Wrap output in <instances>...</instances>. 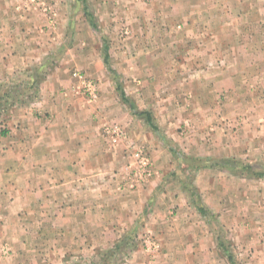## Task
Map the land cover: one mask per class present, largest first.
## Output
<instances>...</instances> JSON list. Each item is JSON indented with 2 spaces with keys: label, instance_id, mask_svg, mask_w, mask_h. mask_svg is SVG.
<instances>
[{
  "label": "rangeland",
  "instance_id": "1",
  "mask_svg": "<svg viewBox=\"0 0 264 264\" xmlns=\"http://www.w3.org/2000/svg\"><path fill=\"white\" fill-rule=\"evenodd\" d=\"M5 1L2 9L13 7L21 21L37 16L45 20L46 30L58 25L60 4H64V0ZM65 11L75 16L71 28L76 37L99 45V61L90 62L95 54H79L80 59L68 65L71 81L63 89L54 85L59 75L52 71L62 62L0 61V134L9 135L10 144L18 139L6 121L12 119L13 106L18 104L21 116L30 113L36 119L31 136L37 153L23 157L12 171V153H7V142L2 143L0 136V197L16 195L14 186L22 198L43 197L44 182L60 179L56 177L60 174L48 171L50 158L41 154L48 144L45 122L62 116L72 122L69 126L74 131L83 124L84 112L99 110L101 87H111L120 116L114 117L107 104L94 129L82 126L89 133L86 140L92 142L95 131L106 147L100 146L101 150L123 159L111 177L113 182L106 180L112 189L106 192L120 197L116 205L104 207L111 209L114 221L109 224V213H105L103 224L113 225L115 236L107 228L100 229L102 221H93L90 214L48 221L44 211L50 205L42 203L35 208L41 218H26L20 221L22 230H8L3 255L8 258L12 248L21 246L31 258L46 257L36 264L61 260L60 264H135L131 257L138 254L139 258L136 249L141 248L154 259L161 252L155 247L160 243L154 217L164 213L163 206L151 205L128 227V174L136 189L146 183L149 177L139 178L137 172L142 166L139 154H144L153 170L152 156L161 170L168 163L173 166L172 177L182 184L184 197L218 228L220 240L228 246L230 264H240L241 254L232 247V225L240 216L264 210V175L258 174L264 172V0H69ZM88 82L97 88L95 98L84 87ZM157 99H163L160 109L152 103ZM53 102L59 106L55 114L50 111ZM125 118L128 130L122 123ZM57 122L51 128L60 132ZM114 125L123 128L117 140L113 139L117 135L106 133ZM130 155L134 163H128ZM115 158L105 162L101 158L100 167L115 166ZM54 163L60 165V158ZM30 183L36 188H29ZM174 185L173 191L181 190ZM2 205L6 211L11 206ZM32 207L21 205L26 213L33 212ZM98 223L99 228L92 230ZM60 248L62 253L55 252Z\"/></svg>",
  "mask_w": 264,
  "mask_h": 264
},
{
  "label": "crops",
  "instance_id": "2",
  "mask_svg": "<svg viewBox=\"0 0 264 264\" xmlns=\"http://www.w3.org/2000/svg\"><path fill=\"white\" fill-rule=\"evenodd\" d=\"M1 3L2 0H0ZM68 4L69 0H64V4H60L58 25L53 30H50L51 26L49 30H46L45 20H41L37 16L21 21L17 18L18 14L13 7L7 10L2 9L0 6V61L53 60L62 62L61 65H54V69L52 70L55 76H57L56 73L59 75L54 85L57 88L58 85H62L63 87L60 89L66 87L69 81H71L67 68L69 63L76 62L77 58L78 60L80 59L79 54H93V56L95 54L96 58L90 62L99 61V45H95L96 42L93 41L91 45L88 42L81 41V39L76 37L77 33L71 28L75 16L70 11H65ZM12 67L15 69L14 65ZM16 73L18 72L16 71ZM107 89L106 86H102L100 89L101 99L97 104L99 110L94 109L90 113L84 112L83 124L74 128V131L69 126L72 122H65V118L62 116L59 117L57 115L54 119L45 122L46 125L43 128V132L45 141L48 144L41 151V154H45L43 156L50 158L51 164H46L48 171L50 170L51 174H60L59 177L56 175L60 179L52 180L51 178L49 181L44 182L45 195L43 197L34 194V196L22 198L17 186L13 187L14 189H18L16 195L3 199L0 197V264H36L38 260H46L44 255L40 256L38 254V259L31 258L21 246L19 248H12V253L6 258L3 255L5 252L2 246L6 235L8 236V230L12 231L13 229L15 232L23 229L24 226L21 224V220L33 217L37 220L38 217H42L37 212V209H35L38 204L42 203L46 206L50 205L44 211V219L48 221L59 220L62 222L68 219L74 220L73 217L82 218L83 215L86 217L87 214H90V219L93 221H102L100 229H109L110 232L108 234L115 236V227L103 224L105 222V213L112 214L110 208L104 207L106 205H116L120 202V197H115L111 192H106V189L110 188L106 180L108 179L110 183L113 182L111 177L114 171H119L120 166L123 164V159L118 160L112 157V152L105 149L101 150L100 142L102 139L95 131L92 142L86 140V136L89 133H86L85 128L82 126L88 125L94 129L98 117H101V108L104 109L107 104L109 105V112L114 114V117L118 118L120 116L119 106H117L118 104L114 105L115 101L113 99L115 98L111 97L114 89H111V87L109 90ZM107 94H109V101L106 98ZM55 96L57 100L58 95ZM162 100L157 99L156 101H152V103L156 102L160 109ZM52 104L50 111L55 114L56 108L59 106H56L55 102ZM19 107L18 104L13 106L12 119H8V117L6 120L11 125V135L18 139L10 144L7 142L9 135L6 136V133L0 134L3 137L1 142H7L4 145L7 148V153H12V171L16 170L19 166L18 163L23 157L37 156L36 149L32 148L33 138L31 136V126L36 122V119L30 113L27 117L26 115L21 116V111L20 113L18 111ZM55 121L61 124L60 132L51 128V125ZM148 122L153 126L152 121ZM122 123L127 126L128 130V118H125ZM78 134L79 136H77ZM128 135L130 136L128 137V141L133 143L131 134L128 133ZM21 146H27L28 150L21 148ZM128 150L132 153L131 149ZM130 152L128 151V153ZM167 156L169 157V155ZM170 157L172 156L170 155ZM57 158H60V165L54 163V159L56 160ZM101 158H103L104 162L106 158H115V166L110 164L111 161L109 159L110 165L101 168ZM152 159L156 163L153 175L147 178L146 183L140 185L137 189L134 187L133 181L129 178L130 175L128 174V227H133V224L136 223L135 220H138L146 208L150 209L151 205L154 208L162 205L165 210L164 213L161 215H157L156 213L154 217V221L158 225L154 229L156 231L155 236L160 243L158 249L161 252L152 259L145 255L143 249L139 248L136 249V253L140 254L139 258L138 254L137 256L134 254L131 260L135 264H230L229 249L220 240L218 228L197 210L190 198L184 197L182 184L175 181L172 177L171 167L173 168V166L168 163L161 170L156 157L152 156ZM172 160L170 159V161ZM131 162L134 163L130 155L128 163ZM105 174L110 176H107L105 179L102 176ZM174 184H178L179 187H176V189L181 188V190L173 191ZM29 185V188H36L31 183ZM1 187L2 184H0ZM100 189L105 190L102 192ZM91 194L92 196H89ZM107 197L110 198L107 199ZM3 203L4 206L7 204L11 205L7 211L5 208L3 209ZM22 204L32 205L33 207L30 211L32 210L33 212L26 213L21 208ZM170 212L175 213L171 215ZM219 212L221 213L222 211L220 210ZM109 214L106 217L110 224L111 221H114V215L112 214L111 218ZM221 218H223V215ZM99 224H93L92 230L99 228ZM45 225L48 229H51L49 225ZM232 226L234 228L232 247L237 251L236 253L241 254L242 259L240 258V264H264V210H260L259 213L253 212L252 216H240ZM56 227L57 225H54L52 229ZM57 251L62 253L63 248L55 252ZM27 256L26 262L22 263L21 258H26ZM12 258L14 260L7 262Z\"/></svg>",
  "mask_w": 264,
  "mask_h": 264
},
{
  "label": "built area",
  "instance_id": "3",
  "mask_svg": "<svg viewBox=\"0 0 264 264\" xmlns=\"http://www.w3.org/2000/svg\"><path fill=\"white\" fill-rule=\"evenodd\" d=\"M85 89L87 90V92L89 93V95L91 96V98H95L97 95V88L95 86V84L88 82L85 83ZM107 134H112V135H117L115 136L113 139L117 140V138H119V135L123 134V128L119 127V125H114L113 128H108L106 130ZM140 157V164L142 166H140L137 170V172H140L139 178H146V177H150L153 175L154 170L151 168V166L149 165V159L147 158L146 155L144 154H139ZM145 176V177H144ZM158 247L157 244H155V247Z\"/></svg>",
  "mask_w": 264,
  "mask_h": 264
},
{
  "label": "trees",
  "instance_id": "4",
  "mask_svg": "<svg viewBox=\"0 0 264 264\" xmlns=\"http://www.w3.org/2000/svg\"><path fill=\"white\" fill-rule=\"evenodd\" d=\"M246 167H249V168H251L249 165L248 166H246ZM258 174H260V175H264V172H259ZM202 210V212H204L205 213V210H203V209H201Z\"/></svg>",
  "mask_w": 264,
  "mask_h": 264
}]
</instances>
